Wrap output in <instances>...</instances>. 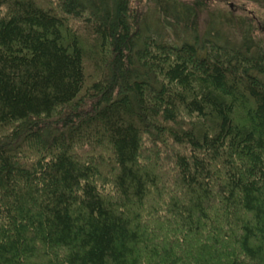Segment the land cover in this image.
Segmentation results:
<instances>
[{
    "label": "trees",
    "instance_id": "16d2710c",
    "mask_svg": "<svg viewBox=\"0 0 264 264\" xmlns=\"http://www.w3.org/2000/svg\"><path fill=\"white\" fill-rule=\"evenodd\" d=\"M212 1L0 0V264H264V27Z\"/></svg>",
    "mask_w": 264,
    "mask_h": 264
},
{
    "label": "rangeland",
    "instance_id": "374dc122",
    "mask_svg": "<svg viewBox=\"0 0 264 264\" xmlns=\"http://www.w3.org/2000/svg\"><path fill=\"white\" fill-rule=\"evenodd\" d=\"M209 10L206 14L202 15L199 20L198 30L201 34H203L204 30H210L209 32L212 34L213 37L223 38L228 36L231 40V33L227 32L224 28V21L220 17H225L226 15H231L233 17H246L249 20L251 19L254 23L258 26L259 29L264 27V9H262L257 4L251 1H244V0H213L211 4H209ZM145 15L147 17V22L154 28V21L156 20L155 13L153 11L152 5H148L145 8ZM211 17V19H210ZM213 17V18H212ZM212 20V21H211ZM211 21V23H210ZM203 29V30H202ZM230 34V35H229ZM260 34H263L261 32ZM175 37V36H169ZM264 37V36H262ZM164 170L167 171V165L163 166ZM153 198V196L151 197ZM148 199L147 207L150 202ZM143 221L147 222V218L143 217ZM151 223V221H150ZM149 219H148V224Z\"/></svg>",
    "mask_w": 264,
    "mask_h": 264
}]
</instances>
